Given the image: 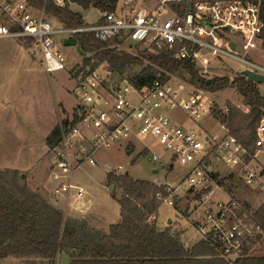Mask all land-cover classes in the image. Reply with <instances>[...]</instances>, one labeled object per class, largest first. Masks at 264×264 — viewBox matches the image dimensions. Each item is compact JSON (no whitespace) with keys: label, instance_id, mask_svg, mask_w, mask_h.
<instances>
[{"label":"built area","instance_id":"obj_1","mask_svg":"<svg viewBox=\"0 0 264 264\" xmlns=\"http://www.w3.org/2000/svg\"><path fill=\"white\" fill-rule=\"evenodd\" d=\"M46 4L73 12L76 5L73 0H43L42 7L36 8L28 0H0V42L28 44L30 54L41 59L47 74L66 68L56 37L63 36V43L77 34L90 33L116 51L171 52L176 60L194 65L203 78L214 61L222 63L223 59L241 65L233 69L237 76L246 79L244 70L264 75L263 66L245 58L248 51L258 50L264 43L256 0H118L112 11L95 8V20L88 23L82 17L79 27H65L46 12ZM94 62L95 67L82 63L69 68L71 94L77 102L51 150L47 182L51 195L60 197L73 191L72 208L80 210L79 201L86 191L72 182V173L83 163L95 165V151L117 144L137 143L144 150L156 145L169 153L164 166L176 164L184 170L177 185L163 187L164 202L173 207L174 197L193 190L201 193L195 227L199 241L215 247L230 264L264 249V106L255 149L250 152L223 126L221 134H212L201 125L200 120L210 116L211 102L205 107L206 92L188 80L165 73L136 86L107 63ZM171 112L182 113L191 126L179 125ZM159 159L154 151L148 157L154 164ZM216 167H224L228 176L238 175L243 185L257 190L259 204L241 201L224 189L216 179L220 175ZM114 170L122 173V166ZM217 190L220 198L213 196Z\"/></svg>","mask_w":264,"mask_h":264},{"label":"trees","instance_id":"obj_2","mask_svg":"<svg viewBox=\"0 0 264 264\" xmlns=\"http://www.w3.org/2000/svg\"><path fill=\"white\" fill-rule=\"evenodd\" d=\"M40 8L43 0H28ZM118 0H73L84 10L98 8L112 11ZM260 5L263 23L264 0ZM46 12L65 27L82 25V15L68 7L57 8L46 4ZM77 45L85 53L84 64L95 67L107 63L111 68L131 78L136 86L147 84L159 74L172 73L207 93H216L228 87L243 98L247 113L226 103L224 111H213V116L248 151L255 149L256 129L262 116L264 96L259 85L242 76L205 79L198 75L194 65L176 60L171 52L157 55L133 54L116 51L109 43L97 41L92 34L75 35ZM63 121L62 125H64ZM60 136V126L53 128L46 138L52 149ZM107 185L118 186L120 198L113 191L111 197L119 206V221L102 231L90 226L82 218L64 217L41 193L32 191L17 170H0V261L19 259L24 264H57L61 254L68 264H230L206 241L200 240L185 248L180 236L169 227L160 230L156 219L161 200L166 196L162 187L150 181L135 180L127 174H107ZM264 212V210H263ZM232 264H264V256L236 260Z\"/></svg>","mask_w":264,"mask_h":264},{"label":"rangeland","instance_id":"obj_3","mask_svg":"<svg viewBox=\"0 0 264 264\" xmlns=\"http://www.w3.org/2000/svg\"><path fill=\"white\" fill-rule=\"evenodd\" d=\"M92 8L84 10L72 6V9L84 16L88 23L93 22L97 16L96 10ZM62 38L63 36L56 37V43L65 59L66 68L51 74L45 72L41 59L37 55L30 54L28 44L17 40L0 42V134H3V140L7 145L0 155L5 157L6 161L14 163L18 160L30 167V163L36 158L42 159L44 156L50 161L53 159L52 149L46 147L45 138L57 123L61 126L63 121L69 119L74 112L77 101L71 94L73 82L69 78V68L75 64L83 63L82 56L76 48L64 45ZM131 53L143 54L138 50H133ZM246 54L245 58L252 59L264 67V43L258 50L248 51ZM240 66L238 62L231 59H223L222 63L214 61L210 70L202 75L205 76V79L228 78L231 81L237 77L233 69H239ZM184 76L187 80L188 77ZM176 77L180 79L179 76ZM258 87L264 96V86L259 85ZM206 95L208 99L205 100L204 106H208L209 101L211 102L210 116H204L200 123L212 134H221L219 129L222 126L213 116V111H224L226 103L244 113L248 110L243 104V98L231 87L216 93L206 92ZM5 100H8L7 106ZM171 115L179 125L182 124L187 128L191 126V122L182 113L171 112ZM10 120L14 121L13 129L8 126L12 123ZM20 135L22 145L18 144ZM30 137L33 140L31 147L26 142V138ZM30 148L33 149V152L29 151ZM152 151L160 157L156 164L148 161ZM168 157L169 153L164 152L156 145H151L150 150H144L142 145L137 143L128 146L117 144L95 151L93 154L95 165L83 163L72 173V182L83 187L86 191L82 203L84 206L88 205L92 212L89 213L90 215H86L85 220H89L92 226L104 229L103 219L109 224L119 221V206L111 197V191L114 192L116 198H120L121 190L117 185H107L109 172L117 175L127 174L135 180L161 184L162 188L165 184L177 185L184 177V170L176 164H173L172 168L164 166ZM118 166H122V173L115 172L114 169ZM106 168L109 169L106 170ZM215 170L220 174L216 179L224 189L241 201L253 206L259 204L261 201L259 192L243 185L238 175L228 176L229 172L224 167H216ZM39 193L47 200L52 201L61 211H64L65 208L70 210V207L73 206V191L68 195L54 197L49 189L43 186ZM67 196H70L69 200H66ZM200 196V192L193 190L181 197H174L173 207L164 202L165 196H163L160 199L162 204L158 209L157 227L160 230L169 227L174 233L182 231V241L193 246L199 240L195 227L197 225L196 214H200ZM213 196L220 198L221 194L217 190ZM83 209H81L82 211L74 210L73 213L80 216ZM169 220L170 223H168ZM260 256H264V249L256 252L254 257ZM4 260L3 264H21L13 258ZM68 261V258L61 254L57 259V264H68Z\"/></svg>","mask_w":264,"mask_h":264},{"label":"crops","instance_id":"obj_4","mask_svg":"<svg viewBox=\"0 0 264 264\" xmlns=\"http://www.w3.org/2000/svg\"><path fill=\"white\" fill-rule=\"evenodd\" d=\"M76 7H79V6H77V5H75ZM93 9V8H92ZM93 10H96L95 8L93 9ZM96 12H97V10H96ZM84 19H85V17L84 16H82ZM6 41V40H5ZM83 58V57H82ZM5 103H6V106L9 104L8 103V100H5ZM17 117V116H16ZM12 123H11V125H8L9 126V128H11V129H13V124H14V121L13 120H10ZM20 123V122H19ZM58 125V123L55 125V126H57ZM16 126V125H15ZM54 126V127H55ZM53 127V128H54ZM53 128H52V130H53ZM51 130V131H52ZM50 134V133H49ZM47 138V137H46ZM46 138H45V144H46ZM22 137H21V135H20V138H19V142H18V144H20L21 143V145H22ZM26 142H27V144L31 147L32 145H33V140H32V137H30V138H26ZM14 145L16 144V143H13ZM9 146H11L10 144H8ZM6 142H4V140H3V134H0V154L2 153V151H4L5 150V148H6ZM18 147H20V145H18ZM46 147H48L47 145H46ZM30 152H33V149L32 148H30V150H29ZM34 151H36L35 149H34ZM6 158L5 157H2V155H0V170H5V169H10V170H17L18 172H20V174L21 175H23L24 176V178H25V183H26V185L28 186V188H30L31 190H33V191H40V188H42L43 186L44 187H47V182H48V176H49V171H50V167H51V164H52V161H53V159L50 161V159L49 158H44V156H42V159H38V158H36L35 159V161H32L30 164H31V166L29 167V166H26V165H24L23 163H22V161H18V160H16V162H14L13 163V161H6L5 160ZM41 162V164L39 165V163ZM40 166H41V168H40ZM30 168H31V170H30ZM36 170V172H35V170ZM39 174V176H37V174ZM38 179H37V178ZM35 188H37V189H35ZM83 200V199H82ZM82 200H80L79 201V203L82 205V207L80 208V210H78V211H82L81 209H83V212H82V214L80 215V216H76L74 213H73V211H74V209L72 208V207H70V210L69 209H67V208H65V210L64 211H62L63 212V214H64V216L65 217H75V218H82V219H86V215L88 214V215H90L89 213H92V212H90V209H89V206L88 205H85L84 206V204L82 203ZM48 202L53 206V207H55V208H57V209H59L58 207H56L55 205H54V203H52V201H50V200H48ZM60 210V209H59ZM72 210V211H71ZM87 219H89V218H87ZM157 219H158V217H157ZM157 219H156V223H157ZM118 220H119V218H118ZM88 222H89V224L91 223L89 220H87ZM103 225L105 226V229L104 228H99V227H96V226H92L91 224V226L92 227H94V228H96V229H99V230H108V227L110 226V225H112V224H109V223H107L104 219H103ZM102 225V226H103ZM103 226V227H104ZM177 233V235H179L180 236V239H181V241H182V235H183V232L182 231H180V232H176ZM199 241V240H198ZM182 243H183V245L185 246V248H190L191 247V245H187V244H185L183 241H182ZM7 259V258H6ZM12 259V258H11ZM15 261H19L21 264H24V262L22 261V260H19V259H14ZM5 260L3 259V260H1L0 261V264H3V263H5L4 262Z\"/></svg>","mask_w":264,"mask_h":264},{"label":"water","instance_id":"obj_5","mask_svg":"<svg viewBox=\"0 0 264 264\" xmlns=\"http://www.w3.org/2000/svg\"><path fill=\"white\" fill-rule=\"evenodd\" d=\"M81 22H82V19H81ZM63 44L67 45V46L75 47L76 50L78 51V53L82 57L85 56V53L79 48V46L77 45V42H76V40L74 38L64 39L63 40ZM232 47H233V44H232ZM243 75L246 77L247 81L252 82L254 84H257V85L264 86V75L258 74V73H254V72H251L249 70H244L243 71ZM106 170H108V168H106ZM168 223H170V220L168 221Z\"/></svg>","mask_w":264,"mask_h":264}]
</instances>
